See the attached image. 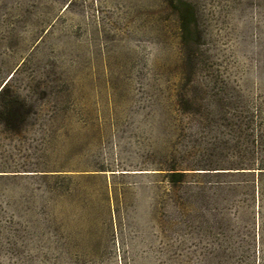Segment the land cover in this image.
<instances>
[{"label":"rangeland","instance_id":"obj_1","mask_svg":"<svg viewBox=\"0 0 264 264\" xmlns=\"http://www.w3.org/2000/svg\"><path fill=\"white\" fill-rule=\"evenodd\" d=\"M0 89V264H264V0H0Z\"/></svg>","mask_w":264,"mask_h":264},{"label":"trees","instance_id":"obj_2","mask_svg":"<svg viewBox=\"0 0 264 264\" xmlns=\"http://www.w3.org/2000/svg\"><path fill=\"white\" fill-rule=\"evenodd\" d=\"M178 21H179V29L181 34V40L183 43L188 41V37L191 35L193 31V12L188 7V5H185V8H179L178 7ZM1 90V89H0ZM262 168V167H259ZM182 172H170L169 178L171 181H174V176H182Z\"/></svg>","mask_w":264,"mask_h":264}]
</instances>
